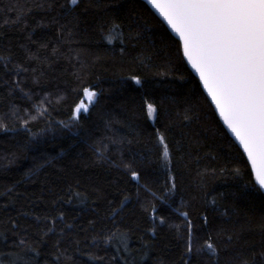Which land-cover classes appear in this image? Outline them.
I'll list each match as a JSON object with an SVG mask.
<instances>
[{
    "label": "trees",
    "instance_id": "16d2710c",
    "mask_svg": "<svg viewBox=\"0 0 264 264\" xmlns=\"http://www.w3.org/2000/svg\"><path fill=\"white\" fill-rule=\"evenodd\" d=\"M0 264H264V193L142 1L0 0Z\"/></svg>",
    "mask_w": 264,
    "mask_h": 264
},
{
    "label": "snow or ice",
    "instance_id": "6c2138e0",
    "mask_svg": "<svg viewBox=\"0 0 264 264\" xmlns=\"http://www.w3.org/2000/svg\"><path fill=\"white\" fill-rule=\"evenodd\" d=\"M153 6L166 4L170 9L168 26L182 37L180 44L185 48L184 59H196L201 83L209 80L215 89L213 103H222L229 111V131L240 137V147L247 148L246 155L252 156L259 146L264 155V0H147ZM79 0H68L76 6ZM136 84L141 81L133 77ZM219 82V83H218ZM84 88V99L75 107L76 113L88 112L95 103L97 93ZM219 93V99L216 95ZM87 101V103L85 102ZM217 111H221L218 107ZM156 112L153 104H147V115L152 118ZM163 158H169V149L160 137ZM253 161L250 159L249 163ZM256 169H253L255 175ZM133 180L139 179L132 172ZM264 189V176L256 179ZM231 239V238H229ZM23 243V241H21ZM217 255L214 243L204 242L197 252ZM187 252H193L189 238Z\"/></svg>",
    "mask_w": 264,
    "mask_h": 264
},
{
    "label": "water",
    "instance_id": "95a60500",
    "mask_svg": "<svg viewBox=\"0 0 264 264\" xmlns=\"http://www.w3.org/2000/svg\"><path fill=\"white\" fill-rule=\"evenodd\" d=\"M140 1H142L144 4L147 5V7L165 25V27L170 32V34L175 39H177V41L180 44V40L182 39V37L180 35H178L172 28H170L168 26L170 9L173 6L166 5V4H159V5L153 6V5L149 4L147 2V0H140ZM180 48H181V54H182V57H183V60H184V62L186 64V66L188 67V69L190 70L192 75L198 80V83L200 85L201 90L206 95L208 101L210 102V104H211L216 116L218 117L220 123L222 124L223 128L225 129V131L228 133L229 137L233 140V142L237 145V147L240 149V151L244 155V157H245V159H246V161H247V163H248V165L250 167L251 173H252V175H253V177H254V179L256 181V179H259L262 176H264V155L261 154V150H260L259 146H257V148L253 152L252 156L246 155L248 149L240 147V142H241L240 137L233 135L232 132H230L228 130L229 126H230V119H231L230 116H229L228 109L226 107H224L222 103H213V95H214V91H216V90L213 89L211 91H205V88H211L212 87L211 80H209L205 84L201 83V79L205 78V77H202L200 74H198V70H194V69L197 68V64L193 62L196 59L195 55H193L192 60H185L184 59L185 48L182 47L181 44H180ZM215 98L219 99V93H217ZM83 99H84V96H83L82 100ZM218 107L221 108V111H219V112L217 111ZM250 159L253 161L251 164L249 163ZM253 169H256L255 175L253 174ZM261 190L264 193V189H261Z\"/></svg>",
    "mask_w": 264,
    "mask_h": 264
}]
</instances>
